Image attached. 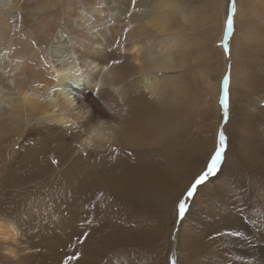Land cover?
Returning <instances> with one entry per match:
<instances>
[{
	"label": "bare ground",
	"instance_id": "obj_1",
	"mask_svg": "<svg viewBox=\"0 0 264 264\" xmlns=\"http://www.w3.org/2000/svg\"><path fill=\"white\" fill-rule=\"evenodd\" d=\"M31 1L0 0V5L9 6H0V170L2 179L16 173L8 182L27 187L17 201L5 198L3 204L7 211L22 210L14 215L16 222L22 219L19 232L0 228L3 239L18 238L20 247L8 252L15 258L12 264H64L76 254L79 259L70 264H131L128 246H140L139 254L150 260L143 264L162 263L164 248L174 251L164 264L173 255L175 264H264V190L258 188L250 200L242 197L238 210L226 199L220 213L207 214L217 224L215 232L197 238L185 235L193 203L175 230L170 227L173 208L157 210L165 198L170 204L177 201L190 182L184 184L179 173L194 171L196 164L191 139L180 140L178 129L168 134L179 102L189 91L183 79L189 45L180 28L192 13L174 0H136L135 7L131 0L111 6L105 0H62V20L46 26L48 19L39 17L38 25L48 35L46 44L38 45L15 25L21 18L18 12ZM56 6L57 0H47L37 11ZM90 21L94 25L87 32L60 40L73 31L72 22ZM57 34L60 46L48 51L49 36ZM262 69L254 77L260 86ZM262 114L264 109L253 122L264 128ZM256 140L249 144L251 153L242 156L237 150L236 162L239 166L245 157V169L264 178V155ZM113 146L120 150L107 153ZM200 149L205 164L209 151ZM238 168L228 175L234 191ZM46 177L49 180L38 188H29ZM143 205L159 213L146 229ZM224 230L242 235H216ZM173 235V244H161L158 251V240ZM183 248L185 258L179 254Z\"/></svg>",
	"mask_w": 264,
	"mask_h": 264
},
{
	"label": "rangeland",
	"instance_id": "obj_2",
	"mask_svg": "<svg viewBox=\"0 0 264 264\" xmlns=\"http://www.w3.org/2000/svg\"><path fill=\"white\" fill-rule=\"evenodd\" d=\"M46 1L47 0H33L27 3L25 10L18 12L20 13L21 18L15 23L18 32L22 33L21 35H24L27 39L33 40L35 44L38 45L46 44L45 37L48 35L46 29L41 30V27L38 25L39 17L45 16L48 19V22L45 21L46 26L52 22L63 19L60 18L62 13L61 8L63 9L62 0H57L58 6L56 7L47 9L42 13L37 11V7L44 5ZM174 1L185 12H188L189 14L192 13V17L188 21L185 23L181 22L182 27L180 28L182 30L184 44L185 42H188L187 45H189L185 47L184 56L186 58V65L183 68L185 73V76H183L184 87H188L189 91L185 98L180 100L178 109L171 119L168 132L170 135L178 129L177 131L179 132L177 137L182 141L191 139L196 147L195 149H197L194 152V159L196 162V166L194 165L192 167L194 171L191 172V169L187 168L179 173V178L185 181L184 184L189 181L191 182L206 165V163L201 164L203 159L201 156L202 150L200 148L203 150L205 148L207 152L209 151V158L214 149L218 147L219 133L223 132L227 138L225 159L221 171L216 177L210 178L206 184L201 185L199 187L201 190L197 192L198 194H196L192 200L188 201L189 208H191L193 204L195 207L193 217L188 220V225H184L186 230L190 229L185 235L191 234L190 236H195L197 238L198 234L211 235L215 232L217 224H213L211 218L208 217L207 214L213 212L220 213L221 208L226 207V199L231 198L234 201L232 203L236 204V207L234 208L238 210L241 208L240 205L243 204L241 203L242 197L250 200L251 198L248 196L253 194L256 195L258 188L259 190H264V178L257 176L256 173H253V170L248 168L245 169V166H243L246 158L242 157L239 166L236 162L239 160V152L237 150L239 149L244 152L242 153L240 151V153L243 154L242 156H245L248 152L251 153V147L249 144L257 141L256 139L258 138L260 139L259 147L263 151L261 154L264 155V143L262 142L264 141V128L253 122V117L256 116L258 111L264 109V88H262L264 87V84L260 86L257 79L254 78L260 72L258 71L259 68H263L262 70H264V0H235L234 31L228 36L230 55L224 52L221 45L226 34V19L232 12L230 7L232 0ZM117 2L118 0H105V3L109 6L119 5ZM85 4L88 3H84L83 5ZM0 6L4 9H8L9 7L8 4ZM177 18L178 20L181 19L179 16ZM66 23L67 22H62L59 24L66 25ZM91 25H94V21H90L86 25L72 22L73 31H67L65 36L61 37L60 40L68 41L67 39H75L77 32L82 31L83 29L84 31L82 32H87ZM56 36L59 37L58 34L51 37L49 36L52 43L47 46L46 49L48 51L54 50L60 46ZM229 72L231 74L229 85V108L228 115L225 116L221 101L224 95L223 79L229 74ZM233 120L236 121V129L235 127H230V122ZM252 125L257 130H253ZM119 148L120 147L113 146V148H109L106 151L109 154H114L120 150ZM113 149L116 151H113ZM13 150L9 151V153L11 152L10 154H12ZM237 167L240 168L237 169L238 173L237 177H235V179H238V184L234 183V187H237L238 189L234 191L228 183V175L231 171L234 173V170H236ZM3 175L4 171L0 170V228L6 231L10 227H14L19 232L21 227L19 222L22 219L16 222L14 215L22 210L13 209L14 211H7L4 209L3 204L6 202L4 201L5 198L17 201L19 193L25 191L27 187L9 183L14 181L16 173L13 175L11 173L2 179ZM187 175L189 177H187ZM251 176L253 178H251ZM48 178L49 177H46L29 185L31 186L29 188H38ZM190 182L187 184L186 188H184L185 190L190 186ZM185 190H182V193ZM221 199L223 203L219 201ZM164 200L165 201L162 202V209L160 208L161 206L157 208V210H160L159 213L168 210L167 207L170 209L173 208L174 211L176 201L170 204L166 198ZM247 202H244V204ZM158 204L160 203L158 202L152 205L158 206ZM142 209L144 210L143 214H145V216L147 215L146 218H143V223L145 225L144 229H146L154 225V218L158 216L159 213L157 214L155 208L149 209L146 205H143ZM174 218L170 222V227H173V230L177 228L178 222L181 221L177 219L175 215ZM168 219L170 220V217H168ZM172 238H174V235L170 240L168 238L166 241L158 240L157 244L159 245L156 247L157 250H161V244L163 248L164 246L168 247V243L170 242V244H173ZM177 238H180V235H177ZM182 238L185 239V237L181 236V241ZM18 243V238L17 240L12 241L0 237V264H12V262L15 261V258L11 257L8 252L11 249L17 250L18 247H20ZM133 247L134 246L126 247V253L134 259L138 258L140 261L138 262L137 259L135 262L134 259H129L131 264L150 262L149 259L147 261L142 254H139L143 251L140 249V246ZM172 250V248H170V250L164 248V256L161 258V261L162 259L164 261L162 263L159 262L158 264H164L168 256L173 254L174 251ZM115 251L116 250H113L112 252ZM179 254L181 255V258H185V248H183V250L181 249ZM174 259L173 255L172 258L168 259L167 263L173 264Z\"/></svg>",
	"mask_w": 264,
	"mask_h": 264
},
{
	"label": "snow or ice",
	"instance_id": "obj_3",
	"mask_svg": "<svg viewBox=\"0 0 264 264\" xmlns=\"http://www.w3.org/2000/svg\"><path fill=\"white\" fill-rule=\"evenodd\" d=\"M132 6L135 7L136 0H131ZM232 12L231 15L227 16L226 19V27H225V37L222 43V47L226 54L230 55V47H229V40L228 36L233 33L234 31V17H235V0H232L230 5ZM130 16L131 13H128ZM117 43H119L117 41ZM119 60H113L112 63H120ZM230 72L227 76L223 79V89L224 95L221 101L222 107L224 109L225 116L228 115V108H229V85H230ZM79 87V85H76ZM97 93H99L100 88L97 85L96 87ZM71 134V133H69ZM226 136L223 132H220L218 135V147L214 149V151L210 154L204 169L197 174L193 180L190 182V186L181 194L174 205V213L177 219L183 220L188 212L189 204L188 201L192 200L193 197L197 194V190L201 185H204L208 182V180L212 177H216L218 173L222 169V164L225 159L226 153ZM113 151H116L113 149ZM56 161H53L55 163ZM219 237H240L242 235L241 232L235 230H224L216 234ZM84 237L87 238V233L84 234ZM83 243V240L80 241ZM79 254L69 256L65 261L64 264H70L72 260H78ZM175 264V262H173Z\"/></svg>",
	"mask_w": 264,
	"mask_h": 264
}]
</instances>
